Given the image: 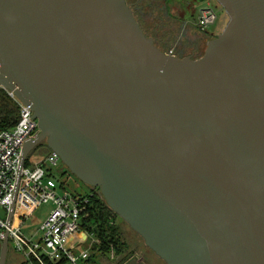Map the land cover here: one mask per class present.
<instances>
[{
  "label": "water",
  "instance_id": "1",
  "mask_svg": "<svg viewBox=\"0 0 264 264\" xmlns=\"http://www.w3.org/2000/svg\"><path fill=\"white\" fill-rule=\"evenodd\" d=\"M215 1L191 60L125 0H0V85L39 130L19 170L45 144L164 264H264V0Z\"/></svg>",
  "mask_w": 264,
  "mask_h": 264
},
{
  "label": "built area",
  "instance_id": "2",
  "mask_svg": "<svg viewBox=\"0 0 264 264\" xmlns=\"http://www.w3.org/2000/svg\"><path fill=\"white\" fill-rule=\"evenodd\" d=\"M0 90L17 106L18 118L14 127L0 130V210L5 216L4 220H0V243L7 235L8 245L15 254L25 259V264H44V260L62 259L65 264H78L99 247V240L88 231L83 221L87 218L85 210L89 199L94 195L101 196L98 190L89 187L82 196H73L65 191L60 195L50 188L45 183L48 170L57 169L61 163L51 151L44 157L31 155L32 151L19 170L23 145L35 139L39 130L36 120L30 121L32 110L21 103L12 91L1 85ZM48 203L52 208L45 220L29 239L26 238L22 234L24 223L32 219L39 206ZM109 258H114L112 249Z\"/></svg>",
  "mask_w": 264,
  "mask_h": 264
},
{
  "label": "rangeland",
  "instance_id": "3",
  "mask_svg": "<svg viewBox=\"0 0 264 264\" xmlns=\"http://www.w3.org/2000/svg\"><path fill=\"white\" fill-rule=\"evenodd\" d=\"M181 0H167V9L170 8L171 5L175 3H180ZM125 2L132 6L133 12L142 11L144 15H147L146 20H142L141 18L137 19L139 23L141 24L143 30L147 32L156 42L164 43V41L172 42L170 39L171 36H174L175 31L170 28L169 24V14H165V3L164 0H125ZM213 6L212 9L216 14V22L213 25L206 26L207 32H213L216 34H220L222 30L225 28L227 22H228V16L226 13L222 10L221 6L213 0L211 2V5H208L209 7ZM205 5L203 4H196L194 7V14H192L190 17L188 16L186 19L191 24L198 23L197 21V13L199 9L203 8ZM219 9V10H218ZM218 24V26H217ZM144 25V26H143ZM217 26V28H216ZM185 31H188L185 29ZM190 33V30L188 31ZM187 32V33H188ZM176 39V38H175ZM174 42V41H173ZM173 44V43H172ZM164 45V44H163ZM163 51L166 54H170L169 49L164 46ZM187 53V52H186ZM48 154V149L45 144H41L38 147H36L31 155H37L39 157H44ZM45 183L52 189L56 191L57 194H62L64 191L67 192L70 195L73 196H82L85 195L88 192V187L84 184H82L78 179H76L73 175H71L69 172L66 171V168L60 163L57 169H52L49 171L45 177ZM52 205L50 203L48 204H42L39 206L33 213L32 219H30L28 222L24 223L22 228V234L26 238H30V235L32 232H35L38 228L40 223H42L48 212L51 210ZM4 212L0 210V220H4ZM32 222H36L35 225H32ZM124 237L131 238V243L134 242V250L135 252L143 249L144 253H147V248L145 247L144 243L133 233L130 232V230L124 225ZM139 245V248L137 247ZM136 246V247H135ZM9 247L11 248L10 244ZM136 248V249H135ZM0 249H1V243H0ZM134 252V253H135ZM147 255L151 259H153L154 255L152 253H147ZM135 260L140 259V256L138 254H134ZM20 256L15 254L10 249L7 248V255H6V261L5 264H16L20 260ZM154 264H163L158 263V260L153 259Z\"/></svg>",
  "mask_w": 264,
  "mask_h": 264
},
{
  "label": "trees",
  "instance_id": "4",
  "mask_svg": "<svg viewBox=\"0 0 264 264\" xmlns=\"http://www.w3.org/2000/svg\"><path fill=\"white\" fill-rule=\"evenodd\" d=\"M165 2L167 3V0H164V3ZM17 121V106L0 90V130L11 129L15 126ZM49 171L51 170H48V172ZM85 211L87 213V218L83 221V225L88 231L93 233L100 244L96 252L91 254L88 259L80 261L78 264H154V258L156 261L158 260V263L164 264V262L155 256L147 247L146 252L152 253L154 255L153 259H151V256L149 257L147 253H144L145 251L143 252V249L140 250L139 245H137L139 250L135 252L133 247L134 242L131 243V238L128 236L127 238L124 237L126 231H123L124 226H122V224L141 241L142 239L106 206L101 197L94 195L90 198ZM7 248L12 251L9 245ZM110 249L114 252L113 259L109 258ZM134 254L140 256V261H138L139 259L135 260V257H133ZM18 256H20L21 259L16 264H25V259L21 255ZM33 264L37 263L33 262ZM44 264H65V261L63 259L59 261L44 260Z\"/></svg>",
  "mask_w": 264,
  "mask_h": 264
},
{
  "label": "flooded vegetation",
  "instance_id": "5",
  "mask_svg": "<svg viewBox=\"0 0 264 264\" xmlns=\"http://www.w3.org/2000/svg\"><path fill=\"white\" fill-rule=\"evenodd\" d=\"M211 2H213V0H181L180 3L171 5L169 9H167V3L165 2V14H169L170 16V28L175 31V35L171 36V38H167L172 42H167L168 40L164 41V45L156 42L147 32H145L137 20L141 18L145 21L147 15H144L142 11H139L137 14V12L132 11V6L127 5L142 32L147 38H150L153 41L157 48L163 50V47L166 46L169 49L170 55L173 57L195 60L203 55L208 42L217 38L219 35L206 31V26L213 25L216 22V14L212 9L215 5H212L211 7L208 6L211 5ZM196 4H203L205 6L199 9L197 13L198 23L191 24L186 18L194 14V7ZM185 29L188 31L190 30V33L185 31Z\"/></svg>",
  "mask_w": 264,
  "mask_h": 264
},
{
  "label": "crops",
  "instance_id": "6",
  "mask_svg": "<svg viewBox=\"0 0 264 264\" xmlns=\"http://www.w3.org/2000/svg\"><path fill=\"white\" fill-rule=\"evenodd\" d=\"M138 261H140V259H139ZM141 262H142V261H141Z\"/></svg>",
  "mask_w": 264,
  "mask_h": 264
}]
</instances>
